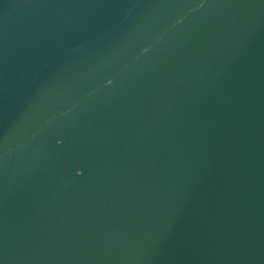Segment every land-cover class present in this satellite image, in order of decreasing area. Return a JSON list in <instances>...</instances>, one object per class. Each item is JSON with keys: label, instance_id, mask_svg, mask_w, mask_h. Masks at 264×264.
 <instances>
[{"label": "water", "instance_id": "water-1", "mask_svg": "<svg viewBox=\"0 0 264 264\" xmlns=\"http://www.w3.org/2000/svg\"><path fill=\"white\" fill-rule=\"evenodd\" d=\"M0 264H264V0H0Z\"/></svg>", "mask_w": 264, "mask_h": 264}]
</instances>
